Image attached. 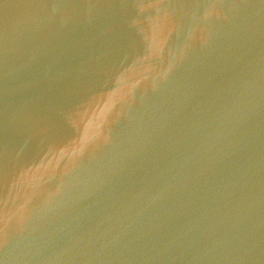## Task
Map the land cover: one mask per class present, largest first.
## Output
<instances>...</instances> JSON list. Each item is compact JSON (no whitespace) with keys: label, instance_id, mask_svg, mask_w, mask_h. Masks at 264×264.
<instances>
[{"label":"water","instance_id":"water-1","mask_svg":"<svg viewBox=\"0 0 264 264\" xmlns=\"http://www.w3.org/2000/svg\"><path fill=\"white\" fill-rule=\"evenodd\" d=\"M0 264H264V0H0Z\"/></svg>","mask_w":264,"mask_h":264}]
</instances>
